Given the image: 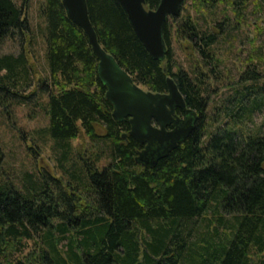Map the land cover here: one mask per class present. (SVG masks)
Returning <instances> with one entry per match:
<instances>
[{"label": "trees", "instance_id": "16d2710c", "mask_svg": "<svg viewBox=\"0 0 264 264\" xmlns=\"http://www.w3.org/2000/svg\"><path fill=\"white\" fill-rule=\"evenodd\" d=\"M160 2L146 0V7ZM87 3L100 44L133 80L166 93L172 77L200 118L185 143L156 167L139 165L143 146L129 134V118L114 116L87 34L69 19L63 0H42L49 71L39 82L45 100L36 104L47 125L33 132L40 141L52 136L62 144L57 160L63 174L26 171L18 187L0 164V257L13 256L15 264H264V123L254 133L244 122L264 105V96L252 107L240 99L239 113L225 118L210 110L224 63L217 43L232 28L215 32L189 8L216 14L224 6L216 24L235 25L244 19L245 0H184L183 12L165 24L164 60L151 57L118 0ZM27 8L26 1L0 0V44L31 32ZM174 41L194 49L190 68L177 64ZM30 70L25 46L19 55H0V97L34 96L20 92L31 84ZM262 79L247 65L238 83L262 91ZM82 134L107 142V164L87 148L80 160L66 163L69 140ZM3 155L0 143V161Z\"/></svg>", "mask_w": 264, "mask_h": 264}, {"label": "rangeland", "instance_id": "374dc122", "mask_svg": "<svg viewBox=\"0 0 264 264\" xmlns=\"http://www.w3.org/2000/svg\"><path fill=\"white\" fill-rule=\"evenodd\" d=\"M16 1L19 4L27 2L31 32L27 34L24 40L18 35L16 39L7 38L0 44V55H19L25 46V55L31 69V84L27 89L20 92L24 95L34 92V96L23 99L11 98L10 95L0 97V143L4 151L0 164L1 170L6 172L4 176H11L19 187L26 171H47L56 176L62 175L63 171L58 167L57 158L63 148L62 144L58 143L52 136L46 138L45 141H40L34 133L38 128L47 125L45 112L41 106L36 104L38 101L45 100L46 95H41L39 82L49 71L45 57L46 22L45 18L39 14L42 0ZM189 6L191 13L199 17V22L204 26L212 27L213 31L226 34L232 28V32H229L230 34L226 35L225 38L220 37V41L217 43L224 63L219 67L221 83L217 90L210 94V110H215L217 114L221 113L222 118H225L227 113H239L240 99L247 107H252L253 101L262 99L264 89L260 91L256 86L254 89L247 90L238 83V80L240 72L245 70L247 65L264 74V0H245L244 19L240 23L236 22L235 25H229L231 21H226V24L222 26L216 24L218 20H221L224 6H220L216 14L199 13L190 3ZM231 15L232 19H235L233 13ZM173 49L177 64L190 68L192 61L196 59V53L191 44L174 41ZM251 83L249 82V84ZM259 85L264 87V79ZM38 93L42 96L39 99ZM8 109L11 110L9 115H7ZM244 122L247 130L257 132V129L264 123V105L255 108L250 118L249 116L244 118ZM97 133L103 135L105 133L104 128L97 126ZM33 137H36L38 144L31 140ZM69 141L73 146L70 149L67 164L85 156L84 149L86 148L89 149L88 153L93 152L101 155V164H107L110 160V148L103 138L92 141L87 135L82 134ZM29 146L32 149H29ZM29 243L31 245L32 241ZM194 259L197 261L198 256L195 255ZM15 262L13 256L0 257V264H15Z\"/></svg>", "mask_w": 264, "mask_h": 264}, {"label": "water", "instance_id": "95a60500", "mask_svg": "<svg viewBox=\"0 0 264 264\" xmlns=\"http://www.w3.org/2000/svg\"><path fill=\"white\" fill-rule=\"evenodd\" d=\"M128 14L133 28L145 48L155 60H164L167 46L164 27L170 16H179L184 0H161L156 9H148L146 0H118ZM71 21L81 27L88 36L94 55L98 58V74L107 86L106 97L114 106L113 114L119 121L129 118L130 135L145 147L138 152L136 162L146 168H154L170 152L184 144L194 130L193 122L198 113L187 108L184 96L172 77H168V93H154L138 85L132 76L106 51L98 40L89 16L87 0H63ZM169 105L172 109H168ZM186 111V120L172 117L174 107ZM176 124L167 131L165 126L156 128L152 119ZM128 133L124 135L127 137Z\"/></svg>", "mask_w": 264, "mask_h": 264}, {"label": "flooded vegetation", "instance_id": "af4514ba", "mask_svg": "<svg viewBox=\"0 0 264 264\" xmlns=\"http://www.w3.org/2000/svg\"><path fill=\"white\" fill-rule=\"evenodd\" d=\"M166 93H168V92H166ZM166 93H161V94H166ZM167 108H168L169 110L172 109L169 105H167ZM187 108H189V107L187 106ZM189 109H191V108H189ZM192 110H193V109H192ZM172 117H173L174 119H177V120H183V121H184V120L187 119L186 111H185L184 109H182L181 107H179V106H175V107H174V113L172 114ZM199 118H200V116H199V114H198V118H196L195 121L193 122L194 129H195L197 123H198ZM152 125H153L154 127H156V128H162V126L164 125V126H165V129H166L167 131H172V130H175V129H176V124H175L174 122H171V123L160 122V121H158V120L155 119V118L152 119ZM193 131H194V130H193ZM142 146H143V147H142V149H143V148L145 147V144L142 145ZM142 149H141V150H142Z\"/></svg>", "mask_w": 264, "mask_h": 264}]
</instances>
